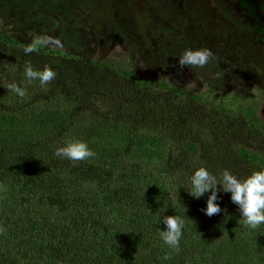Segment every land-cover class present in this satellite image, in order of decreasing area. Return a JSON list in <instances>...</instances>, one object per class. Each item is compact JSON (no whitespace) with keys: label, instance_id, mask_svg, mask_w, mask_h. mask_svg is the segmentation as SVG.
Instances as JSON below:
<instances>
[{"label":"trees","instance_id":"16d2710c","mask_svg":"<svg viewBox=\"0 0 264 264\" xmlns=\"http://www.w3.org/2000/svg\"><path fill=\"white\" fill-rule=\"evenodd\" d=\"M19 4L34 10L37 27L18 16ZM81 11L97 43L112 18L99 0H0L12 25L0 29V264H264V224L245 227L222 190V211L211 217L209 193H188L199 167L239 178L264 168L262 121L252 108L225 109L195 87L161 80L148 39L159 26L149 14L142 44L124 41L142 71L78 40ZM35 28L70 52L32 42ZM28 64L56 76L30 80ZM70 140L95 155L56 156ZM171 215L185 221L179 252L160 237L159 219Z\"/></svg>","mask_w":264,"mask_h":264},{"label":"rangeland","instance_id":"374dc122","mask_svg":"<svg viewBox=\"0 0 264 264\" xmlns=\"http://www.w3.org/2000/svg\"><path fill=\"white\" fill-rule=\"evenodd\" d=\"M189 6V13L195 22L197 19L201 18L204 15L203 6L207 10L211 12V23L212 25L218 27L221 30V33L225 35V40L222 42H217L213 39H208L207 37H202L201 45L192 46L191 48H208L210 49L216 59L210 60L209 63H213L216 66H222L226 64L225 67L231 72H235L233 74L228 73L226 71L227 77L220 85L216 84L215 81L217 78H210L211 81H207V83L195 73V68H187L180 69L178 67V62L172 60L174 56H168V62L166 58V68L163 72H158L157 76L162 80L164 79L166 82L175 81L182 85H186L187 88L195 87L200 93L209 101L216 103V105L224 107L225 109H232L233 111H237L243 108H253L252 110L256 114V116L262 121L264 124V76L254 79L252 78V73L248 68V60L241 59L236 61L235 50L237 47L236 42L234 41L235 36L241 37V40L247 43L256 42L258 44L256 47L259 49L264 48V0H249L248 3H244L241 7L243 13L247 16L245 17L247 21H252L250 24L255 27L254 34H239L232 31V27L224 23L219 17H215L214 9L210 4L212 1L209 0H187ZM227 6L233 10L237 9L235 3L237 0H225ZM26 4L29 2L32 3V0H24ZM179 3L181 4V0H153V4H149L146 0L142 2V7L152 14V17L159 23L163 22L165 25L170 27V29H174L171 25L172 14H176L179 12ZM225 6V5H224ZM23 7L21 4L17 6L16 11L19 17L30 19L35 15L34 10L31 8H21ZM182 9H180V12ZM74 17V16H73ZM76 22L81 24L82 30L84 29V34H79L76 38L78 40H82L91 48L94 46V51L98 57L102 59H115L118 64L125 66L126 68L130 66H134V68H142L143 66L140 60L132 53H128L125 50V46L123 45L121 39L116 35L111 33V29H106L104 31L103 40L95 42V37L90 33L91 27L87 17L83 11L78 12L76 14ZM245 21V19H243ZM32 26H38V23L35 20H31ZM89 24V25H88ZM165 26V27H167ZM12 25L8 24L6 20L0 16V29H8ZM36 29V28H35ZM90 29V30H89ZM175 30V29H174ZM92 31V30H91ZM176 31V30H175ZM150 34V39L153 46L159 43V39L156 36ZM177 34V32H176ZM182 35L180 34L179 37ZM179 37H176L177 39ZM84 38V39H83ZM31 41L35 43H40L44 46H47L53 50H57L61 53L70 52L67 47H63L61 45L60 40L56 38L52 39L45 35V32L33 30ZM250 42V44H251ZM129 66V67H130ZM236 72L239 74L236 75ZM238 76L240 79L238 80ZM235 84V85H234ZM263 139L261 140V142ZM262 144H264L262 142ZM253 150L257 151L258 148H254ZM264 150V145H263Z\"/></svg>","mask_w":264,"mask_h":264},{"label":"flooded vegetation","instance_id":"af4514ba","mask_svg":"<svg viewBox=\"0 0 264 264\" xmlns=\"http://www.w3.org/2000/svg\"><path fill=\"white\" fill-rule=\"evenodd\" d=\"M99 1L103 4V7L106 8L112 15L111 19L106 20V24L103 26L102 30V37L99 38V41L102 42L104 31L106 29H111V33L121 39L123 45L125 46V50H127V47L124 44V41H127L128 39L129 41L131 39L134 43H136V40H138V44H142L144 33H141L140 35L138 34V31L142 30V20H145L147 18V14L152 16L149 10H146L142 7V2L144 0ZM146 1L149 4H153V0ZM181 1L182 3H179L178 6L179 12L180 9H182V12L172 14L171 18V25L176 31L172 28L170 29V27L165 25L163 22H157V25L159 27L155 29L154 36L159 39V43L153 46L154 58L156 60L155 62H157L155 70L157 72H160V70L161 72H163L165 70L166 58L168 56H174V58L171 59L178 62V57L184 52L185 49L191 48L195 45L198 46V44L201 45L203 43V41L201 40L203 36L207 37L208 39H213L217 42H222L225 40V35L221 33V30L218 27L212 25L210 10H207L205 6H203L201 10H203L204 15L194 22L191 13H189V1ZM209 1H212L210 4L214 9L215 17H219L224 23L231 26L233 32L242 35L255 33V27L250 24L252 21H247L245 18L247 15L241 10V7L244 3L250 4L248 3L249 0H237L234 6L237 7V9L233 8V10L230 9L227 4H225L227 3L225 0ZM243 19H245V21ZM210 30L212 33H210ZM152 33H148V39H150V34ZM180 34L182 35L181 37H179ZM92 36L95 37V39L98 37V35H96L95 33H92ZM176 37L179 38L177 39ZM235 38L236 39L234 41L236 42L237 47L234 56H236V61H239L241 59L248 60V68L253 75L252 78L258 79L264 76V48H257L256 46L258 44H256V42L250 41V44L249 40L247 39H245L247 41L246 43L244 42V40H241V37L237 35L235 36ZM163 40H165V46L161 44V41ZM176 40L182 43V45H177ZM175 49L177 51H175ZM242 52H244L245 55H242ZM250 55L251 57H249ZM256 58H258L263 64L262 68H258L254 65L257 62ZM168 59L170 58H167V62ZM225 65L226 64H223L222 66H216L213 63H208L203 68L194 67L196 72L195 74L198 75L197 72L203 74L205 77H200L206 83L209 80L211 81L210 78H217L215 83L220 85L224 80H226L227 77L226 71L228 69L225 67ZM250 65H254L255 68H251ZM228 73L233 74L235 72H231V70H228ZM237 74H239V72H236V75ZM239 79L240 76H238V80Z\"/></svg>","mask_w":264,"mask_h":264},{"label":"clouds","instance_id":"9594fccd","mask_svg":"<svg viewBox=\"0 0 264 264\" xmlns=\"http://www.w3.org/2000/svg\"><path fill=\"white\" fill-rule=\"evenodd\" d=\"M24 51L26 54H31L34 49L28 47ZM215 59L214 53L208 48H187L178 57V67L180 69L185 67L203 68L210 60ZM25 74L28 79L39 81L42 85L49 84L56 76L51 67L38 70L34 69L31 64L26 65ZM12 90L20 96L24 95L18 86L14 85ZM55 155L70 161H83L95 154L86 142L70 140L65 146L57 148ZM190 184L191 190L188 193L195 199L209 193L206 207L203 209L205 215L211 217L221 213L222 209L217 201L219 199L218 192L222 190L230 194V200L237 206L245 227L257 229L261 224H264V168L254 170L248 176L239 178L228 170L215 175L209 172L206 167H199L191 174ZM161 222L165 225V230H159L161 239L170 250L179 252L185 225L184 219L175 215L163 216L159 219V223ZM2 230L0 229V231ZM164 259H169V256L166 255Z\"/></svg>","mask_w":264,"mask_h":264}]
</instances>
